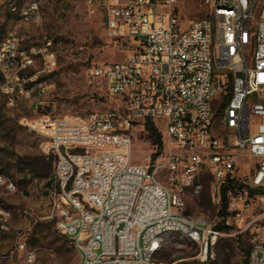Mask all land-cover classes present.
<instances>
[{
	"label": "built area",
	"instance_id": "2783aa9c",
	"mask_svg": "<svg viewBox=\"0 0 264 264\" xmlns=\"http://www.w3.org/2000/svg\"><path fill=\"white\" fill-rule=\"evenodd\" d=\"M203 1L208 15L183 23L178 0H85L90 16L101 12L110 37L133 45L124 61L94 65L85 75L89 86L102 87L120 105L28 124L40 136L41 152L56 161L47 220L68 239L79 264H152L163 240L175 234L195 244L205 263L221 238L247 232L248 264H264V211L245 215L257 198L250 190L264 188V0ZM18 3L8 0L10 13L39 20L38 1ZM36 58L45 70L56 68L50 41L27 53L15 30L5 32L0 95L8 106L45 97L41 84L18 75ZM147 121L160 126L163 146L139 165L132 161L131 130H144ZM201 177L211 178L219 208L229 181L242 186L228 193L218 223L184 214V191L201 194ZM0 183L17 191L1 175ZM258 199L264 203V195ZM34 258L26 252L29 262Z\"/></svg>",
	"mask_w": 264,
	"mask_h": 264
},
{
	"label": "rangeland",
	"instance_id": "374dc122",
	"mask_svg": "<svg viewBox=\"0 0 264 264\" xmlns=\"http://www.w3.org/2000/svg\"><path fill=\"white\" fill-rule=\"evenodd\" d=\"M23 1L19 0L18 6ZM36 1L40 6L39 20L23 22L18 13H10L8 0H0V42L9 29L16 31L19 45L27 53L50 41L57 62L56 68L48 71L36 58L32 66L18 71L28 84H41L46 89L45 97L36 94L30 99L19 98L14 106H8L0 95V175L17 188L9 192L0 183V264H79L68 239L47 220L52 207L48 197L52 184L48 181L56 161L41 152L40 136L28 124L43 112L51 118L84 117L118 108L120 102L108 97L102 87L89 86L85 75L94 65L124 61L133 45L110 37L101 12L90 16L85 0ZM177 11L183 23L208 15L203 0H178ZM39 100L43 104L37 108ZM155 126L161 133L160 126ZM131 133L134 163L143 165L150 155L151 159L158 155L159 149L148 139L145 129L136 127ZM158 180L166 182L163 174ZM211 182L210 177L200 178L203 191L199 195L190 188L184 191L186 216L218 223L219 207L212 202ZM256 195L246 216L258 217L264 211V203L258 199L262 195ZM4 211H9L10 217H4ZM251 239L250 232L221 238L214 248V259L201 263L195 244L180 235H169L154 254L152 264H244L242 251L251 245ZM19 244H24L25 250H20ZM27 251L35 255L32 262L26 259Z\"/></svg>",
	"mask_w": 264,
	"mask_h": 264
},
{
	"label": "trees",
	"instance_id": "16d2710c",
	"mask_svg": "<svg viewBox=\"0 0 264 264\" xmlns=\"http://www.w3.org/2000/svg\"><path fill=\"white\" fill-rule=\"evenodd\" d=\"M44 115H49V113L43 112L41 114V116H44ZM144 129H145L147 136H148V139L151 141V143L153 145H155L160 150L163 146V140H162L161 133L159 132V129L155 126V124L152 121H147L144 124ZM154 156H153V158H154ZM50 157H52V156H50ZM50 170H51V163H48L47 167H46V171L49 172ZM31 173H32V171H31ZM44 176H47V175H44ZM205 181H207V178H205ZM51 182H52V176L49 178L48 184L51 185ZM241 190H242V186L239 185L238 183L234 182V181H229L222 188L221 204H220V208H219L218 215H217L218 217H223L227 213V207H228V203H229L228 193L229 192L234 193V192L241 191ZM249 194H250V196H253L256 194L264 195V188H261V189L255 190V191L250 190ZM217 228L220 230L224 229V227L222 225H218ZM250 249H251V245H246V247L242 251L243 255L245 256L244 264H248V257L250 254ZM183 264H185V263H183Z\"/></svg>",
	"mask_w": 264,
	"mask_h": 264
}]
</instances>
